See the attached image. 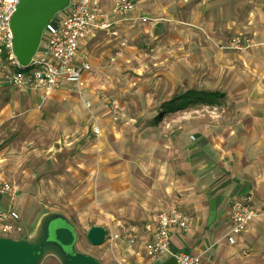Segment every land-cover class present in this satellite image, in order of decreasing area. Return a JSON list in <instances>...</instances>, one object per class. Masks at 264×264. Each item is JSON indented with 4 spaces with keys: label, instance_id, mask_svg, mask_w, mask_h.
<instances>
[{
    "label": "crops",
    "instance_id": "crops-1",
    "mask_svg": "<svg viewBox=\"0 0 264 264\" xmlns=\"http://www.w3.org/2000/svg\"><path fill=\"white\" fill-rule=\"evenodd\" d=\"M191 1L135 0L137 12L116 16L113 14L115 0H102L103 16L80 43L79 54L86 52L91 62V69L84 73V105L85 100L94 104V116L102 128L99 154L108 159L107 170L99 176L108 181L105 198L100 200L104 216L96 213L95 221L106 222L101 224L112 234H123L125 229H134L137 234L136 242L131 245L125 242L123 235L114 239L109 244L106 261H102L105 264L118 261L161 264L170 257L153 261L145 249V241L150 236L147 223L156 212L170 206L180 207L191 218L189 230L172 231L171 250L201 254L208 264H264V95H258L250 106L236 104L235 110L228 108L221 112L215 107L209 108L208 114L213 118L207 117L201 122L195 120L193 114H186L173 119L169 127L160 126L152 132L135 128L137 117L131 114L111 121L103 101L96 96L97 88L107 85L104 76L119 73L123 63L139 53L137 45L145 42H158L157 56L165 54L161 53L162 48L171 47L174 41L177 48L184 46L183 53L203 54L210 61L226 54L228 60L236 62L235 69H243L247 66L245 63H252L250 69H264V0H201L197 9H207L204 27L216 29L214 39L206 43L197 42L201 34L192 30L182 12H172L173 7ZM141 15L147 17V21L143 22ZM168 18L175 23H167ZM170 27H176L179 33L166 32ZM236 33L253 38L248 50L239 52L216 46L215 40H226ZM121 42L126 43L121 55L116 62H110L107 57H111V50ZM14 88L4 81L0 72V99L10 97L0 109L1 116L23 119L31 115L22 113V94L26 104L39 107L32 110L33 115L48 112L56 104L55 110L61 114V105H71L75 90L74 86H63L44 98L40 89ZM114 117L118 118V114ZM61 120L59 116L54 119L60 126ZM92 121L90 116L88 122ZM31 122L28 124L32 125ZM0 175L13 180L1 170ZM46 180L45 175L34 178L29 174L24 183L18 182L20 189L15 199L0 193V209L13 206L21 215L25 232L17 238L27 235L31 239L38 234L45 212L39 217L38 212L30 216V207L37 193L44 190ZM32 190L35 193H31ZM244 197H250L260 215L247 230L229 234V205L234 199Z\"/></svg>",
    "mask_w": 264,
    "mask_h": 264
},
{
    "label": "rangeland",
    "instance_id": "rangeland-1",
    "mask_svg": "<svg viewBox=\"0 0 264 264\" xmlns=\"http://www.w3.org/2000/svg\"><path fill=\"white\" fill-rule=\"evenodd\" d=\"M199 2L201 0H192L187 5H177L172 12H182V17L189 21L192 30L200 32L197 42L206 43V40L214 39L216 29L204 27L207 9H197ZM167 20V23H175L172 18ZM166 32L176 35L179 29L170 27ZM163 40L166 41V38L163 37ZM157 43H139L136 48L139 53L129 62H124L119 73L104 76L107 85L99 86L96 96L103 101L111 121L116 122L121 116L131 114L137 117L135 128L141 132H152L160 126L169 127L173 119L186 114H193L194 119L201 122L207 117L213 118L212 114H208L209 108L215 107L221 112L228 108L235 110L236 104L250 106L258 95H264V69H250L252 63H245L247 66L243 69H235L233 65L236 62L228 60L226 54L218 55L216 61H210L203 54L181 52L184 46L177 48L174 41L171 47L166 45L162 48L161 53L165 54L157 56L156 52H160L157 51ZM215 44L219 47L218 39ZM125 45L119 43L107 59L116 62ZM74 89L71 105H61V114L55 110L58 107L56 104L48 112L33 115L32 110L39 107L26 104V97L22 94V113L31 115L23 119L0 115V170L4 175L13 177L12 180L0 175V186L4 181H9L20 189L18 182L24 183L29 174L34 178L45 175L44 190H40L38 197L33 199L30 216L37 212V217L45 212L41 218L49 213L65 215L76 234L72 249L101 257L102 262L106 261L111 243L105 240L100 245H94L87 234L93 225L106 223H97L95 217L99 212L104 216L103 210H100V200L105 198L108 181L99 176L107 170L108 159L99 154L102 128L98 133L93 130V125L97 123L94 104L85 100L84 105V92L76 87ZM192 89L219 90L225 96L219 104L196 101L159 113L166 102ZM9 100V96H1L0 109ZM115 111L118 118L114 117ZM58 116L63 118L61 126L54 121ZM90 116L93 117L91 124L88 122ZM30 122L33 124L29 125ZM31 193H35V190ZM61 224H64L63 219L55 221V226ZM128 224L135 225L137 222ZM39 264H63V259L57 252L48 250Z\"/></svg>",
    "mask_w": 264,
    "mask_h": 264
},
{
    "label": "built area",
    "instance_id": "built-area-1",
    "mask_svg": "<svg viewBox=\"0 0 264 264\" xmlns=\"http://www.w3.org/2000/svg\"><path fill=\"white\" fill-rule=\"evenodd\" d=\"M102 0H70L67 7L58 11L43 30L41 42L28 67H23L13 52L12 17L20 0H0V72L4 81L11 87L26 86L40 89L44 98L63 86H74L80 92L85 87L84 73L91 69V62L86 52L79 54L80 43L86 39L91 30L98 25L103 16ZM115 13L128 14L138 11L135 0H115ZM145 22L147 17L141 15ZM123 43V42H122ZM253 44V38L236 33L228 39L218 40V45L244 52ZM8 64V65H7ZM11 65V66H9ZM90 106V102L87 103ZM117 115V111H115ZM95 132L100 131L97 123ZM0 192L12 200L19 194V188L12 182L4 181ZM259 210L252 204L250 197L234 199L229 205L228 216L231 221L230 234H240L247 230L259 216ZM190 216L178 206L159 210L147 223L150 236L145 241L146 255L153 261H161L174 255L179 264H208L201 254L185 250L170 249L172 231L189 230ZM25 232L19 211L13 206L0 209V237H12ZM128 245L136 242L134 229H125L123 234L109 233L106 241L111 244L114 239L122 237ZM117 264H128L118 261Z\"/></svg>",
    "mask_w": 264,
    "mask_h": 264
},
{
    "label": "water",
    "instance_id": "water-1",
    "mask_svg": "<svg viewBox=\"0 0 264 264\" xmlns=\"http://www.w3.org/2000/svg\"><path fill=\"white\" fill-rule=\"evenodd\" d=\"M70 0H20L12 17L13 52L17 61L28 67L36 54L44 28L50 19L60 10L68 6ZM211 214H214V201L211 202ZM57 219L64 224L55 226ZM54 223V224H53ZM107 229L103 225H93L87 234L94 245L105 242ZM76 234L60 213L46 214L40 224L38 234L29 238L0 237V264H39L43 255L52 250L63 259V264H105L95 256L76 252L72 249ZM161 264H179L172 255Z\"/></svg>",
    "mask_w": 264,
    "mask_h": 264
},
{
    "label": "trees",
    "instance_id": "trees-1",
    "mask_svg": "<svg viewBox=\"0 0 264 264\" xmlns=\"http://www.w3.org/2000/svg\"><path fill=\"white\" fill-rule=\"evenodd\" d=\"M224 96L225 93L219 90H188L187 92H184L176 98L166 102L163 106H161L162 110L159 113L161 114L169 111L170 109L196 101H202L208 104L219 103L220 99Z\"/></svg>",
    "mask_w": 264,
    "mask_h": 264
},
{
    "label": "flooded vegetation",
    "instance_id": "flooded-vegetation-1",
    "mask_svg": "<svg viewBox=\"0 0 264 264\" xmlns=\"http://www.w3.org/2000/svg\"><path fill=\"white\" fill-rule=\"evenodd\" d=\"M54 224V223H53Z\"/></svg>",
    "mask_w": 264,
    "mask_h": 264
}]
</instances>
